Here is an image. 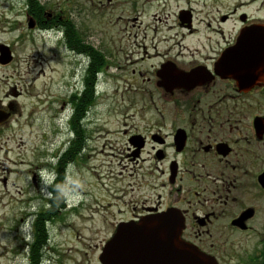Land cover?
Returning a JSON list of instances; mask_svg holds the SVG:
<instances>
[{
    "label": "flooded vegetation",
    "instance_id": "af4514ba",
    "mask_svg": "<svg viewBox=\"0 0 264 264\" xmlns=\"http://www.w3.org/2000/svg\"><path fill=\"white\" fill-rule=\"evenodd\" d=\"M35 1L27 4L28 27L60 32L72 52L65 30L71 19ZM96 1L102 12L135 14L127 19L135 40L103 42L95 56L90 43L89 68L97 56L102 71L137 81L142 110L160 114L122 131L136 188L118 215L102 222L101 252L120 233L132 238L135 252L126 256L128 263L121 253L118 264H183L189 248L209 264H264V48L258 40L264 36V0ZM205 12L209 23L201 18ZM243 33L251 38L247 48L239 46ZM21 96L0 102L1 139L17 117ZM71 144L65 140L54 153L53 143H44L31 152L32 161L12 171L0 159V172L16 177L0 179L6 192L0 221L12 244L21 245L8 251L7 264L20 253L29 264L51 260L53 233L69 200L67 175L60 174L65 161L55 160Z\"/></svg>",
    "mask_w": 264,
    "mask_h": 264
},
{
    "label": "rangeland",
    "instance_id": "374dc122",
    "mask_svg": "<svg viewBox=\"0 0 264 264\" xmlns=\"http://www.w3.org/2000/svg\"><path fill=\"white\" fill-rule=\"evenodd\" d=\"M30 1L0 0V45L8 46L13 52L12 64V61L0 64V102L6 105L14 98L13 94H22L17 99V117L9 124L4 138H0V159L11 171L24 168L32 161L31 152L36 148L43 150L44 143L49 146L52 142V151L56 153L61 152L60 144L65 140L80 138L81 144L73 153L70 150L68 159L67 154L62 153L60 159L55 160V164L62 159L65 161L66 168L61 166L60 174L67 175L69 200L53 233L51 260L47 259L44 264H99L105 242L102 232L107 226L102 222L112 221L123 202L131 199V189L136 188L137 178L123 151L122 131L141 125L143 119H158L160 114L148 111V106L142 110L139 104L142 97L135 92L137 81L117 70L102 71L97 56L95 60L100 67L95 64L93 69L97 77L95 93L85 96L88 71L93 62L88 46L92 44L90 52L95 56L101 55L98 53L102 51L103 42L112 41L113 45L122 38V44L116 43L119 46L135 40L133 32L127 31V26L131 25L127 19L135 14L102 12L94 7L98 4L96 0H40L48 11L63 12V19H71V52L63 47L60 32L45 34L28 27L25 13ZM205 10H210L209 6ZM139 17L148 22L144 16ZM201 18L206 23L211 20L206 12ZM126 53L123 48L118 65H124ZM88 96L92 101L82 102ZM78 105L84 107L80 106L83 111L78 109L77 115L75 106ZM75 114L80 120H76L75 125L79 132L74 130ZM0 174V179H16L8 175L7 170ZM16 185L21 186L19 181ZM5 194L0 184V196ZM2 202L7 203V198ZM5 233L7 227L1 220L0 264H7L8 251L21 246L17 240L12 244ZM15 239L17 236L11 240ZM13 264H29V256L20 253Z\"/></svg>",
    "mask_w": 264,
    "mask_h": 264
},
{
    "label": "water",
    "instance_id": "95a60500",
    "mask_svg": "<svg viewBox=\"0 0 264 264\" xmlns=\"http://www.w3.org/2000/svg\"><path fill=\"white\" fill-rule=\"evenodd\" d=\"M31 27V26H30ZM264 34V32H263ZM251 38L246 37V34L243 33L239 40V46L241 48H247L250 45L246 43ZM252 39H258L257 37H253ZM258 40L263 41V48H264V36L260 37ZM229 58V55L226 56ZM12 61L11 53L8 47L2 46L0 48V63L5 65ZM132 238H128L126 236H120V233H117L115 237L106 244V246L102 249V252L99 257V261L101 264H118L120 260V254L125 255V262L128 263V259L126 256L132 255L134 256L135 246L133 244ZM172 255H175L173 252ZM183 264H209L204 258L197 255L194 250L189 248L188 253L184 254V262Z\"/></svg>",
    "mask_w": 264,
    "mask_h": 264
},
{
    "label": "trees",
    "instance_id": "16d2710c",
    "mask_svg": "<svg viewBox=\"0 0 264 264\" xmlns=\"http://www.w3.org/2000/svg\"><path fill=\"white\" fill-rule=\"evenodd\" d=\"M30 4L31 5H36L37 4V1H30ZM67 28L65 29L66 30V40L68 41V42H70L71 44H72V28H73V25H72V22L70 21V22H68L67 24ZM97 65V64H96ZM98 66V65H97ZM98 67H100V65L98 66ZM88 75H89V77H88V81H87V83H86V90H85V96L87 95V94H94L95 93V91H94V84H95V82H96V75H95V72L93 71V69H89V71H88ZM92 96V95H91ZM91 96H88V97H85L84 99H82V102H83V100H87V101H92V98H91ZM75 97V96H74ZM80 106H82V105H80ZM79 105L78 106H75V109H77V115H78V109H80L81 108V112L83 111V108L82 107H84V105L82 106V107H80ZM87 106V105H86ZM85 106V107H86ZM76 120H78L77 118H76V114H75V116H74V118H73V124H74V130L75 131H77V128H76ZM78 121H80V120H78ZM77 132H79V131H77ZM81 144V140H80V138H79V140H73L72 141V144H71V147H70V149L68 150V152L65 154L67 157H66V159H68L69 157H68V155H69V152H70V150H72V153L74 152V150L79 146Z\"/></svg>",
    "mask_w": 264,
    "mask_h": 264
}]
</instances>
